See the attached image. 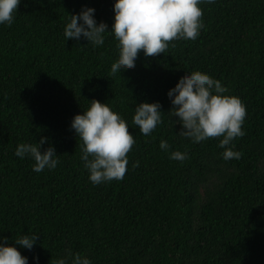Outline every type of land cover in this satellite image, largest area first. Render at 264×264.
I'll return each mask as SVG.
<instances>
[{"label": "trees", "instance_id": "16d2710c", "mask_svg": "<svg viewBox=\"0 0 264 264\" xmlns=\"http://www.w3.org/2000/svg\"><path fill=\"white\" fill-rule=\"evenodd\" d=\"M115 0H20L11 25L0 24V236L28 264H53L78 252L91 264H264V0L202 3L196 39L173 40L165 53L138 54L113 75L117 41L93 47L65 40L63 27L83 6L111 30ZM195 70L221 80L246 106L244 135L224 160L221 137L179 135L167 92ZM92 99L127 122L135 143L122 179L92 184L71 120ZM161 105L150 135L131 123L136 104ZM45 137L55 169L34 172L14 154ZM167 140L168 151L159 147ZM230 145V146H231ZM187 153L183 161L169 152ZM38 234L29 250L14 241ZM38 257V261L34 260Z\"/></svg>", "mask_w": 264, "mask_h": 264}, {"label": "clouds", "instance_id": "9594fccd", "mask_svg": "<svg viewBox=\"0 0 264 264\" xmlns=\"http://www.w3.org/2000/svg\"><path fill=\"white\" fill-rule=\"evenodd\" d=\"M214 0H115L113 4L114 22L111 30L101 21L97 23L94 7L83 6L81 11L73 13L63 27L65 40L86 38L93 47L104 44L105 33L111 34L117 41L118 58L111 63L110 72L132 68L138 54L155 56L165 53L169 42L173 40L196 39L204 27L202 21V3ZM20 0H0V24L11 25ZM221 80L208 73L195 70L179 78L167 96L173 107L170 112L177 117L182 127L179 135L192 142H200L210 137H221L218 147L224 160L239 159L240 151L234 150L231 142L243 136L242 130L246 116V106L235 95H229ZM161 105L156 102H140L134 108L131 123L141 134L150 135L162 120ZM71 128L80 141V160L88 171L92 184L113 179L120 180L126 172L127 153L135 143L129 132L126 120L113 111L107 103L92 99L90 105L77 113L71 120ZM41 137L36 143H19L14 154L20 158L30 157L34 163L32 170L55 169L58 163L53 146L41 152L45 143ZM231 145V146H230ZM159 147L168 151L170 145L161 139ZM187 153L179 150L169 152V159L183 161ZM38 234L18 236L14 244L31 249ZM8 238L0 236V264H28V257L13 244L4 243ZM38 261V257H34ZM53 264H91L87 256L78 252H69L67 256L56 259Z\"/></svg>", "mask_w": 264, "mask_h": 264}]
</instances>
